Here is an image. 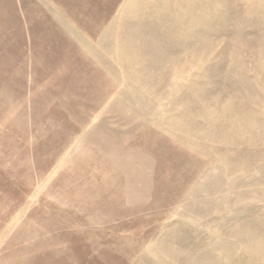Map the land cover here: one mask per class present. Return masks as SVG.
I'll return each mask as SVG.
<instances>
[{
  "label": "rangeland",
  "instance_id": "obj_1",
  "mask_svg": "<svg viewBox=\"0 0 264 264\" xmlns=\"http://www.w3.org/2000/svg\"><path fill=\"white\" fill-rule=\"evenodd\" d=\"M0 264H264V0H0Z\"/></svg>",
  "mask_w": 264,
  "mask_h": 264
},
{
  "label": "crops",
  "instance_id": "obj_2",
  "mask_svg": "<svg viewBox=\"0 0 264 264\" xmlns=\"http://www.w3.org/2000/svg\"><path fill=\"white\" fill-rule=\"evenodd\" d=\"M43 33H44V31L40 30L37 33V35L35 34V32H34L33 35H32V33L30 34V37L28 39V43H29L30 47L33 45L32 43H39L40 47L43 46V45H45V46L55 45L54 44L55 41H53V40L51 41V39H46L44 37ZM74 40H76V39H74ZM57 42H58V40H57ZM59 43H61V45H63V46H67L68 48L69 47L71 48L72 45L74 44V42L72 40V34L71 35L70 34H66V36L63 35V38L61 39V42H59ZM76 47L78 48V44H77Z\"/></svg>",
  "mask_w": 264,
  "mask_h": 264
}]
</instances>
